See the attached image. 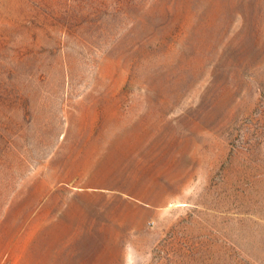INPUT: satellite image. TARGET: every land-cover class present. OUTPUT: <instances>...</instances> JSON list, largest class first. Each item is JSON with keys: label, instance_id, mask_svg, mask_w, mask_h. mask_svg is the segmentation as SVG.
<instances>
[{"label": "rangeland", "instance_id": "rangeland-1", "mask_svg": "<svg viewBox=\"0 0 264 264\" xmlns=\"http://www.w3.org/2000/svg\"><path fill=\"white\" fill-rule=\"evenodd\" d=\"M0 264H264V0H0Z\"/></svg>", "mask_w": 264, "mask_h": 264}]
</instances>
